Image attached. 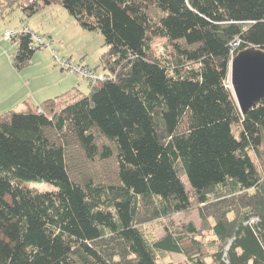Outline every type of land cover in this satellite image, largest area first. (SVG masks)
Instances as JSON below:
<instances>
[{
  "label": "trees",
  "instance_id": "16d2710c",
  "mask_svg": "<svg viewBox=\"0 0 264 264\" xmlns=\"http://www.w3.org/2000/svg\"><path fill=\"white\" fill-rule=\"evenodd\" d=\"M16 1L98 30L106 78L0 114V264H264V97L243 114L227 83L232 57L264 52V0ZM16 43L21 67L36 47ZM192 209L199 228L174 222Z\"/></svg>",
  "mask_w": 264,
  "mask_h": 264
},
{
  "label": "rangeland",
  "instance_id": "374dc122",
  "mask_svg": "<svg viewBox=\"0 0 264 264\" xmlns=\"http://www.w3.org/2000/svg\"><path fill=\"white\" fill-rule=\"evenodd\" d=\"M7 1L0 0L3 3L0 10V82L13 79L29 81V90L34 93L28 100L23 99L14 111L27 112L31 104L37 105L69 90L88 94L91 81L77 75L72 69L83 66L96 73L102 72L100 58L107 50L102 34L98 30L82 28L69 12L57 3L43 5L31 16H27L19 1ZM21 32L31 33L36 49L27 64L16 67L13 57L17 49L16 38ZM39 37L45 39L44 44L37 41ZM162 45L163 40L155 41L157 52H162ZM227 83L231 90L229 77ZM8 102L11 103L10 100ZM26 185L39 191L55 189L54 185L44 181H30ZM246 198V193L229 196L213 203L215 205L212 209L219 215L228 208H242ZM172 218L176 224L193 222L196 227H200L196 209L174 214ZM146 221L144 224L143 220L141 221L144 229H148L156 237L164 234L157 220ZM206 237L209 239L210 236ZM226 249L227 246L224 251ZM225 256L224 252L223 257ZM164 260L169 264H185L183 256L178 254H169Z\"/></svg>",
  "mask_w": 264,
  "mask_h": 264
},
{
  "label": "water",
  "instance_id": "95a60500",
  "mask_svg": "<svg viewBox=\"0 0 264 264\" xmlns=\"http://www.w3.org/2000/svg\"><path fill=\"white\" fill-rule=\"evenodd\" d=\"M231 93L241 113L264 97V52L248 49L231 58Z\"/></svg>",
  "mask_w": 264,
  "mask_h": 264
},
{
  "label": "crops",
  "instance_id": "0c3cea01",
  "mask_svg": "<svg viewBox=\"0 0 264 264\" xmlns=\"http://www.w3.org/2000/svg\"><path fill=\"white\" fill-rule=\"evenodd\" d=\"M96 74L104 75L103 72ZM33 94L34 93L31 90H29V81H25L21 79H13V80H5L3 82H0V114H5L7 112L14 111V109H18V105L23 101V99L26 98L28 100L29 97H32ZM9 100L11 101V103L8 102ZM37 105L31 104V108H29L28 111L36 109Z\"/></svg>",
  "mask_w": 264,
  "mask_h": 264
},
{
  "label": "built area",
  "instance_id": "2783aa9c",
  "mask_svg": "<svg viewBox=\"0 0 264 264\" xmlns=\"http://www.w3.org/2000/svg\"><path fill=\"white\" fill-rule=\"evenodd\" d=\"M5 36V35H4ZM37 41L39 43H45V39H40L39 37V40L37 39ZM40 45V44H39ZM32 46H34L33 42H32ZM77 75H81L83 77H86L88 78L91 82H95L97 80H100V79H104L106 78L105 75L103 74H96L94 71L88 69L87 67H83V66H78L76 68H73L72 69ZM37 111L40 112L41 109L40 108H37Z\"/></svg>",
  "mask_w": 264,
  "mask_h": 264
}]
</instances>
